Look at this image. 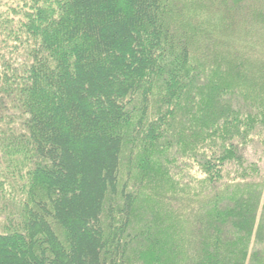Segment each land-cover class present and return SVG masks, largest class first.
<instances>
[{
    "label": "trees",
    "instance_id": "16d2710c",
    "mask_svg": "<svg viewBox=\"0 0 264 264\" xmlns=\"http://www.w3.org/2000/svg\"><path fill=\"white\" fill-rule=\"evenodd\" d=\"M0 218V264H264V0H0Z\"/></svg>",
    "mask_w": 264,
    "mask_h": 264
},
{
    "label": "rangeland",
    "instance_id": "374dc122",
    "mask_svg": "<svg viewBox=\"0 0 264 264\" xmlns=\"http://www.w3.org/2000/svg\"><path fill=\"white\" fill-rule=\"evenodd\" d=\"M201 80V82L200 83H198V84H196V87L198 88V89H200L201 87H202V83H203V81H204V79L202 78V79H200ZM180 130L181 129H177L176 128V134L178 135V136H181V134H182V131H181V133H180ZM251 138V137H250ZM172 140V138L169 140V141H171ZM239 141V140H238ZM253 141V140H252ZM169 143H173V141H171V142H166L165 144H161V143H159V147L160 146H166L167 144H169ZM159 150H160V153H161V156H166L167 157V159L169 158V159H171V158H173V156L176 154L177 155V151H179V149H177L176 147H173L172 146V148L171 149H169V150H165L166 152H163V147H160L159 148ZM246 153H247V155H248V152L246 151ZM160 156V157H161ZM159 157V155H156L155 157H154V159H155V161H156V163L159 165V163L160 164H162L163 163V160L161 159ZM126 158V157H125ZM169 161V160H168ZM176 163H177V160H176ZM156 164V165H157ZM188 164V167L186 168V171H185V175H188L189 176V179H190V181H192L191 183V185H193V186H195V185H199V181H200V178H201V174L199 173V171H198V168L195 166V165H193V164H190L187 160H185V165H187ZM261 164V163H260ZM177 165L175 164V167H176ZM164 170H167V168H165ZM166 173V172H165ZM164 185H167V184H165L164 183ZM189 187H191V186H189ZM245 204V203H244ZM142 209V208H141ZM240 218L241 217H238V219L236 218V220L237 221H235V222H233L232 224H228L227 226H225V229L222 231L223 232V234H224V232L225 231H227L228 230V232L230 233V232H232V231H234V230H236V227H237V223H238V225H240V222H241V220H240ZM235 219V218H234ZM2 222H3V219L2 218H0V230H1V224H2Z\"/></svg>",
    "mask_w": 264,
    "mask_h": 264
}]
</instances>
